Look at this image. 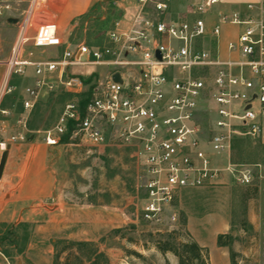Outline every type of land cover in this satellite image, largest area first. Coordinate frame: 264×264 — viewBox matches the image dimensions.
Instances as JSON below:
<instances>
[{
  "label": "built area",
  "instance_id": "obj_1",
  "mask_svg": "<svg viewBox=\"0 0 264 264\" xmlns=\"http://www.w3.org/2000/svg\"><path fill=\"white\" fill-rule=\"evenodd\" d=\"M47 1L0 0V18L18 13L9 59L12 72H22L25 64L34 70L18 130L9 133L7 120L0 123L3 152L29 139L27 111L45 85L52 87L46 78L57 73L75 99L65 105L54 129L44 132V140L57 145L69 133L72 142L134 147L144 166L147 221L160 223L165 207L173 205L183 190L213 187L225 174L243 185L252 182L251 171L237 172L230 156L237 137L264 144V0L248 3L245 15L218 12L213 23L210 17L221 0L192 2L189 13L194 16L178 20L167 17L174 0H136L134 16L116 20L104 43L68 44L55 58L19 62L20 50L29 40L40 48L64 45L55 21L37 24L38 11ZM223 24L242 26L228 43L236 58L222 59L213 45ZM86 64L103 71L90 80L69 73ZM8 80L3 92L0 88V113L6 117L9 110L1 103ZM214 156H226L227 164H219ZM178 217L173 212L170 220Z\"/></svg>",
  "mask_w": 264,
  "mask_h": 264
},
{
  "label": "rangeland",
  "instance_id": "obj_2",
  "mask_svg": "<svg viewBox=\"0 0 264 264\" xmlns=\"http://www.w3.org/2000/svg\"><path fill=\"white\" fill-rule=\"evenodd\" d=\"M114 2L103 0L79 19L70 35L71 43H104L108 30L122 16V9ZM47 20L42 18L37 24ZM16 34L17 26L4 17L0 18V88L5 80L4 72ZM59 54L61 49L35 47L28 41L20 50L17 60H46ZM20 67L22 72L13 71L8 78L7 85L11 91L7 89L3 98V108L9 110V115L6 117L0 113V123L7 120L9 133L18 130L17 119L25 110V90L34 85L33 66L25 64ZM99 71L103 69L86 64L70 68L69 73L92 79ZM46 82L52 87L45 85L35 106L27 111L28 127H32L30 130L41 139L45 131L54 129L65 105L75 99L60 83L57 73L47 77ZM1 89L3 92L4 87ZM57 145L50 157V164L57 172L62 204L45 207L50 211L59 208V214L51 216L46 213L42 221L12 230L2 227L3 236L7 238L1 250L9 251L13 262L92 264L97 254L102 252L105 257L99 259L101 264H177L178 258L171 252H160L154 245L155 241L165 238L171 232H175L172 237L175 243L193 238L181 219L185 216L187 219V212H191L193 207H200L201 203H204L206 211L212 210L213 201L227 207L232 230L239 233L235 234L234 242L241 243L245 237H255V234L259 240V229L256 232L253 230L247 222V216L251 210L264 209L262 143L237 137L232 144L231 162L237 164V172L244 169L251 171L250 184H240L231 174H225L227 177L213 187L185 189L173 205L165 207L160 223L147 221L143 216L147 196L143 188L144 166L136 158L134 147L93 145L85 141H69ZM214 157L223 166L228 162L226 156ZM173 212L179 216L176 221L170 220ZM240 229L248 230L246 236ZM16 235L18 242L12 243ZM77 242L86 244L79 247ZM242 264H264V248H258L256 256Z\"/></svg>",
  "mask_w": 264,
  "mask_h": 264
},
{
  "label": "crops",
  "instance_id": "obj_3",
  "mask_svg": "<svg viewBox=\"0 0 264 264\" xmlns=\"http://www.w3.org/2000/svg\"><path fill=\"white\" fill-rule=\"evenodd\" d=\"M102 1L48 0L42 10L38 11L39 21H37L40 22L42 18H47L48 20L45 22L55 21L57 23L58 33L62 37L64 45L52 48L61 49L62 53L66 45L72 44L70 35L75 24ZM197 1H172L167 17L173 20L193 17L194 15L189 13L190 3ZM250 2L258 5L259 0H221L215 7L210 22H215L217 13L222 11H240L242 15H245L247 4ZM114 3L122 9L120 18L124 19L132 18L138 8L136 0H115ZM17 15V12L11 13L7 21L12 17L18 18ZM13 24L16 25V23ZM241 31L242 26L240 25H222L219 37L213 40V45L222 59L236 58L237 55L229 52L228 43L235 40ZM35 32L36 26L30 29L29 36L32 38ZM4 73H6V68ZM57 147L58 145H50L44 138L41 139L35 132H31L27 141L12 144L8 150L7 160L0 178L1 264H26L22 261L13 262L11 256H6L2 252L1 245L7 238L6 235L3 236L4 228L5 230L13 229L22 224L42 221V217L46 213L51 216L59 214V208L50 211L45 207L46 205L62 204L57 172L50 164V157ZM2 154L3 151L0 149V160ZM226 177L224 176L222 180ZM211 203L213 206L210 211L204 209V203H201L200 207L190 209L191 212H187L185 227L199 245L208 249L209 264H231L230 247L219 245L218 236L227 233H232L235 236L239 233L232 230V220L227 207L224 208L221 203L216 201ZM247 222L255 232L259 229V240L255 234V237L251 235L245 237L241 243L233 242L232 248L238 253V264L249 261L256 256L258 248H264V209L251 210L247 216ZM39 227L41 226L39 225ZM240 232L246 236L248 230L240 229Z\"/></svg>",
  "mask_w": 264,
  "mask_h": 264
},
{
  "label": "trees",
  "instance_id": "obj_4",
  "mask_svg": "<svg viewBox=\"0 0 264 264\" xmlns=\"http://www.w3.org/2000/svg\"><path fill=\"white\" fill-rule=\"evenodd\" d=\"M90 80V78L88 79ZM84 100H82L81 104L84 105ZM1 107H4V101L1 103ZM30 129H33L30 127ZM69 142V133H66L62 137V143ZM181 222L185 224L186 219H181ZM27 224H22V226H26ZM12 230V229H10ZM175 232L169 233L165 238L158 239L155 241V247L162 253L171 252L178 258L177 264H209V252L208 249L199 245L193 238L185 239L180 243H175L172 240ZM18 236L16 235L13 238L12 243L18 242ZM26 238V235H25ZM236 236L232 233L220 234L218 236L219 245L229 246L230 247V256H231V264H238V253L233 250L232 244L235 240ZM86 242H77V246H83ZM2 252L6 256H10L11 254L7 250H2ZM18 252H21L19 250ZM101 257H105V254L99 252L97 257L93 259L92 264H101L99 259ZM68 264V263H65Z\"/></svg>",
  "mask_w": 264,
  "mask_h": 264
},
{
  "label": "water",
  "instance_id": "obj_5",
  "mask_svg": "<svg viewBox=\"0 0 264 264\" xmlns=\"http://www.w3.org/2000/svg\"><path fill=\"white\" fill-rule=\"evenodd\" d=\"M8 21L10 23H16L18 21V18L12 17ZM158 56L160 57V53L159 52H158ZM114 79L115 80H120L119 74H115ZM8 150H9V148L3 152L1 160H0V178H1L4 166H5V163H6V160H7Z\"/></svg>",
  "mask_w": 264,
  "mask_h": 264
},
{
  "label": "bare ground",
  "instance_id": "obj_6",
  "mask_svg": "<svg viewBox=\"0 0 264 264\" xmlns=\"http://www.w3.org/2000/svg\"><path fill=\"white\" fill-rule=\"evenodd\" d=\"M11 72H12V62L11 61H8L7 62V67H6V73H5V81L3 82V87H5L6 82H7L8 78L11 75Z\"/></svg>",
  "mask_w": 264,
  "mask_h": 264
}]
</instances>
